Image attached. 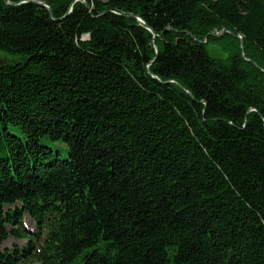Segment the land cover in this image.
Segmentation results:
<instances>
[{
    "label": "trees",
    "instance_id": "trees-1",
    "mask_svg": "<svg viewBox=\"0 0 264 264\" xmlns=\"http://www.w3.org/2000/svg\"><path fill=\"white\" fill-rule=\"evenodd\" d=\"M0 54V264H264V0H0Z\"/></svg>",
    "mask_w": 264,
    "mask_h": 264
},
{
    "label": "rangeland",
    "instance_id": "rangeland-1",
    "mask_svg": "<svg viewBox=\"0 0 264 264\" xmlns=\"http://www.w3.org/2000/svg\"><path fill=\"white\" fill-rule=\"evenodd\" d=\"M223 31H220V33H222ZM207 50L210 53V55L215 56V57H224V53L220 50V48H218L216 45L210 43L207 45ZM2 54H0V60H1ZM25 225H27L28 227L32 228L33 227V222L26 217L25 220ZM23 242L21 240L18 239H14V238H9L7 240H5L2 244H1V248L4 247H11L13 244H22Z\"/></svg>",
    "mask_w": 264,
    "mask_h": 264
},
{
    "label": "water",
    "instance_id": "water-1",
    "mask_svg": "<svg viewBox=\"0 0 264 264\" xmlns=\"http://www.w3.org/2000/svg\"><path fill=\"white\" fill-rule=\"evenodd\" d=\"M40 4H42V5H44L45 6V3H43V2H40V1H38ZM48 8V7H47Z\"/></svg>",
    "mask_w": 264,
    "mask_h": 264
}]
</instances>
